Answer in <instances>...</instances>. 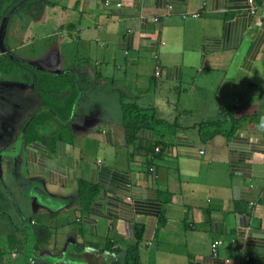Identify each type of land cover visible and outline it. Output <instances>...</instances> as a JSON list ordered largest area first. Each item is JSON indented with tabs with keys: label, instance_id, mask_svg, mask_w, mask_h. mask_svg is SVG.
Returning <instances> with one entry per match:
<instances>
[{
	"label": "crops",
	"instance_id": "obj_1",
	"mask_svg": "<svg viewBox=\"0 0 264 264\" xmlns=\"http://www.w3.org/2000/svg\"><path fill=\"white\" fill-rule=\"evenodd\" d=\"M46 1L32 19L34 59H49L39 68L94 83L79 87L69 129L50 113L44 128L54 126L40 141L19 139L24 119L0 136L3 167L19 171L15 198L22 187L20 201L32 206V251L20 231L6 235L11 255L25 252L22 264L31 252L41 255L31 264H124L139 231L141 264H238L242 255L264 264L261 12L250 15L247 0ZM111 86L176 121L158 152L149 130L125 144ZM31 98L33 115L40 100L33 90ZM224 105L244 119L230 139L202 142L196 125ZM81 181L96 188L91 202L80 198Z\"/></svg>",
	"mask_w": 264,
	"mask_h": 264
},
{
	"label": "trees",
	"instance_id": "obj_2",
	"mask_svg": "<svg viewBox=\"0 0 264 264\" xmlns=\"http://www.w3.org/2000/svg\"><path fill=\"white\" fill-rule=\"evenodd\" d=\"M52 4L46 0H0V80L10 78L16 83L31 87L39 97V109L28 118L18 135L24 144L40 141L43 138L44 126L48 123L50 113L54 114L66 129L70 128V121L73 107L80 95L79 83L92 86V77L84 79L73 71H66L55 74L36 65L20 59L12 54L7 46V34L12 23L21 15L27 16L30 20H38L44 14L45 8ZM109 5V4H108ZM106 6V5H105ZM256 15V14H250ZM157 20L156 18H154ZM155 76L156 72L154 73ZM99 88H96V91ZM110 93L118 95L122 111V128L124 142L126 145L133 144L138 133L144 130L152 131L155 141L151 147L156 153L160 149L158 145L164 144V136L173 134L178 128L176 121L168 122L156 116L154 109L140 108L134 99L128 98L123 91L114 86L109 88ZM237 107L224 105L221 107L218 117L214 120L202 121L196 125L199 138L206 142L217 135L230 139L236 132L244 117L236 116ZM85 189L90 191L87 197ZM96 194V188L88 186L84 181L79 184V195L81 200L92 201ZM142 233L136 232V243L127 248L124 264H141L139 259V243ZM11 236L9 239L11 240ZM12 244L11 242H9ZM9 251L0 249V259Z\"/></svg>",
	"mask_w": 264,
	"mask_h": 264
},
{
	"label": "rangeland",
	"instance_id": "obj_3",
	"mask_svg": "<svg viewBox=\"0 0 264 264\" xmlns=\"http://www.w3.org/2000/svg\"><path fill=\"white\" fill-rule=\"evenodd\" d=\"M48 10L51 12V9ZM45 12L46 8L44 10ZM26 17L22 14L21 17H18L12 23L7 34V46L14 56L29 63H32V60H34V63L38 67L43 68V66L45 67L47 65L49 59L47 57L43 58L42 56L34 59L32 45H34L35 41L32 38V20ZM80 56L81 53H79V58ZM51 63H55L54 60ZM90 84H93V81ZM21 85L20 83L12 81L10 78L0 80V136L6 133V130L11 124L12 128H14L13 132H15L17 123L20 124V122H23L21 121L22 119L26 121L32 116V98L29 96V89L31 88ZM84 85V83H80V86L83 87ZM22 88L24 91H22ZM11 118L13 119L11 120ZM53 126L52 122L51 125L46 127L44 130L45 135L49 133ZM56 127H59V123H57ZM3 144L4 142L0 143V249L9 251L6 242L9 236L8 234H17L21 231V233L27 234L28 239L27 244H24L27 245L24 251L25 249H27V252L32 251L31 234L34 228L29 223L30 219H32V206L29 202L25 203L20 201V197L23 199L25 197V191L22 187L18 190L19 199L15 198V182L19 181V171L17 173L15 169L8 170L6 167H3V164H6V158L3 157L6 154L3 153L4 151L1 147ZM2 157L3 159L1 161ZM11 183L13 186L10 185ZM23 253L25 254V252H22L11 255L9 251V254H6L0 259V264H22L24 262ZM31 253L29 264L34 263L32 260H36L37 257L41 256L39 253Z\"/></svg>",
	"mask_w": 264,
	"mask_h": 264
},
{
	"label": "built area",
	"instance_id": "obj_4",
	"mask_svg": "<svg viewBox=\"0 0 264 264\" xmlns=\"http://www.w3.org/2000/svg\"><path fill=\"white\" fill-rule=\"evenodd\" d=\"M109 3H105L108 6ZM119 6V5H117ZM247 10L250 14H256L258 11L264 16V0H247ZM159 74V71H156V75ZM33 223V222H32ZM221 245V241H214L212 243V253L214 256L217 255L218 247ZM250 261L248 255H242L238 260V264H246Z\"/></svg>",
	"mask_w": 264,
	"mask_h": 264
},
{
	"label": "clouds",
	"instance_id": "obj_5",
	"mask_svg": "<svg viewBox=\"0 0 264 264\" xmlns=\"http://www.w3.org/2000/svg\"><path fill=\"white\" fill-rule=\"evenodd\" d=\"M262 127H264V118H262Z\"/></svg>",
	"mask_w": 264,
	"mask_h": 264
}]
</instances>
